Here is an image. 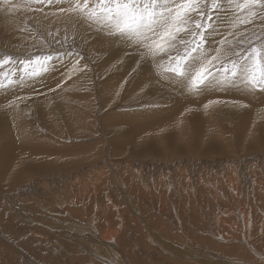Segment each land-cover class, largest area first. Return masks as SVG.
<instances>
[{
  "label": "rangeland",
  "instance_id": "374dc122",
  "mask_svg": "<svg viewBox=\"0 0 264 264\" xmlns=\"http://www.w3.org/2000/svg\"><path fill=\"white\" fill-rule=\"evenodd\" d=\"M94 2L95 0H88L89 6L91 7ZM68 4L69 0H52L51 4L37 3L35 0L8 1L10 8L6 16L11 18L17 16L15 19L12 18L17 26H12V29L8 30V37L0 40V58L4 55H12L15 58L28 54L33 56L51 54L54 59L48 63L46 70L49 69L50 64L60 77L52 82L53 78L50 75L46 76V81L52 84V87L41 86L47 88L48 92L45 91V94H41V90L37 89L35 94H31L33 96L28 94L29 96L19 97L23 101L17 97L13 101L9 100V103L8 100L3 101L4 99L0 101V118L3 117L6 121L3 124H11L12 133H15V125L23 122L47 139L57 132L52 139L64 147L60 152L58 148L49 151L42 147L36 149L35 144L29 142L30 140L27 144L18 142L22 144L18 145L16 144L18 137H11V143L16 144V148L12 150V153L16 154V161L12 160V162L20 165L23 173L21 178L16 174L6 176L7 171L4 170L6 167L0 164V168L3 169V171L0 169V264H264V98H262L264 93L246 89L242 85L217 86V92L209 98L210 100L198 102L197 105L187 104V110L200 108L199 117L210 122L206 123L207 131H204L205 126L200 127L197 122L195 133L187 128L190 141L188 149L181 140L175 144V139L163 135L159 138L162 130L159 124L152 126L153 130L160 132L155 139L150 138L149 141V137L146 139L142 137L146 130L152 129V127L146 128L147 126L141 128L135 126L136 129H141L140 134H135L138 135L137 139H134L132 134L129 135L128 130L109 135L110 127L115 125L117 120L121 121H117L118 123L127 125L129 120L126 116L130 114L145 115L149 109L153 111L156 109L172 116L170 120L166 119L164 122L174 121L177 124L178 113H173L172 105L167 99L163 100L164 105L157 106L156 102L137 100L135 93L127 96L119 95L121 101L130 99L134 100L135 104L121 102L122 105L117 103L112 108L110 106L102 110L111 99L104 98L105 102L104 99L103 103L101 102L100 98L105 89L102 93L99 90L103 82L110 81L113 76L123 75L124 70L121 66H117L120 61L115 64L116 67L112 66V61L108 64L107 55L96 47L99 48V45L102 47L106 42L116 46L115 39H120L115 38L118 34H113V37L108 33L105 34L101 27L87 22L77 11L75 13L59 10L67 9ZM256 11L258 16L253 18L251 23L245 25L241 23L235 27L232 26L231 12L228 13L225 22L221 25L223 29L220 28L221 37L217 35L210 45H205L211 55L217 54L213 49L220 48V62L213 61L214 68L210 66V70L222 69L230 60L236 58L235 53L243 54L242 50L247 47L248 41H255L257 36L264 37V11H259L258 8ZM192 15L195 16L194 13ZM4 18L0 13V22ZM93 26L97 30L92 28ZM88 34H92V37ZM180 38L188 39V33H180L177 39ZM118 44L117 42V46H121L119 48L123 49L127 58L135 59L132 48L138 46L132 43H125L124 46ZM93 47L96 48L95 51ZM123 47L129 49L126 51ZM177 47L182 46L177 43ZM112 49L116 50V48ZM172 54L175 55V52ZM157 56L156 61L158 59V61H167L166 55ZM75 58L83 59L85 65L75 67ZM56 59L57 62L51 64ZM141 60L135 69L136 78L152 69V64L148 60ZM125 61L129 63L128 59ZM69 65H71L70 74H74L75 69L77 72V75L71 78L62 72V68ZM101 65L103 67H100ZM154 65L156 71L166 72L162 65L158 66L157 63ZM9 68L10 65H5L0 68V72L7 73ZM46 70L39 76L17 85L18 87L0 90L2 92L0 98H7L6 94L17 88L22 89L27 83L38 82ZM119 81L121 82L118 91L123 92L124 89L130 91L131 82L128 83L123 77H120ZM41 82L40 80V85ZM65 84L70 85V90L63 92L67 101L74 97L75 106L79 108L85 106L87 111L85 116L81 115L82 122L74 120V123H71L74 125L70 124V126L68 122H62L60 126L54 128L49 125V121L54 119L50 108L60 109V104L55 100L59 92L55 94ZM162 84L166 91L176 92L170 84L164 82ZM51 88L55 92H51ZM226 91L229 93L227 94ZM128 95L131 97L129 98ZM214 98L216 100L220 98L217 101L221 103L210 104L209 101H215ZM33 101L35 106L31 103ZM41 101L45 103L41 104ZM234 101L237 103L234 104ZM15 102L20 103L15 107ZM22 102L27 103L23 105ZM214 104L218 105L216 108L213 107L214 110L211 111L213 116H209L213 119L210 120L207 113ZM225 106L232 110L236 109L238 118L248 119L250 132L247 129L235 128L234 123L237 119L234 114L227 116L224 113L227 111ZM133 107L135 110L129 112ZM254 108L257 118L254 117V113L248 116L243 114ZM15 109H18L20 114L17 113L18 115L12 118ZM120 111L123 116L117 115L116 121L106 119L107 116L118 114ZM73 115L59 116L67 118ZM20 116L22 120L19 119ZM123 118H126L127 122ZM255 118L261 120L259 124H256L258 121ZM85 121L87 126L83 124ZM41 122L49 126L45 127ZM77 124L78 127L80 126L79 129L76 127ZM215 128L218 131L223 130L222 137L225 136L226 139L219 141V148L215 146V154L199 156V147L203 150L205 148L203 145L208 143L205 139L215 138L213 134ZM72 131L74 134L71 135ZM85 132H88L87 138L84 136ZM81 133L84 135L80 136ZM57 134H61L63 138L60 139ZM202 134L205 136L201 137ZM0 137L4 135L0 134ZM161 139L165 140L159 141ZM249 139L255 143L254 148L247 149V146H243ZM0 145L7 147V138L2 139ZM176 145L188 150L187 153L190 155L177 152ZM145 147L150 153L145 152L146 149L137 151ZM39 152L43 158L41 155L39 157ZM158 153L163 156H159ZM28 165L30 169L26 171ZM6 180L7 185L4 184Z\"/></svg>",
  "mask_w": 264,
  "mask_h": 264
},
{
  "label": "snow or ice",
  "instance_id": "6c2138e0",
  "mask_svg": "<svg viewBox=\"0 0 264 264\" xmlns=\"http://www.w3.org/2000/svg\"><path fill=\"white\" fill-rule=\"evenodd\" d=\"M35 2L51 4L52 0ZM257 8L264 11V0H95L91 7L88 0H69L67 9L59 10L77 11L87 22L95 23L109 35L118 34L122 42L143 47L145 58L151 56L152 62L173 74L178 84H187L199 92L237 85L264 91V37L248 41L243 54L235 53V59L214 71L210 66L214 68L213 61L220 62V49H215L217 54L211 55L205 47L221 34V25L229 12L235 27L251 23L258 16ZM180 33H188V39L178 40ZM177 43L182 47H177ZM160 54L167 56L166 62L155 60ZM53 59L51 54L15 58L4 55L0 58V68L5 65L10 68L7 73L0 72V90L39 76Z\"/></svg>",
  "mask_w": 264,
  "mask_h": 264
},
{
  "label": "bare ground",
  "instance_id": "6f19581e",
  "mask_svg": "<svg viewBox=\"0 0 264 264\" xmlns=\"http://www.w3.org/2000/svg\"><path fill=\"white\" fill-rule=\"evenodd\" d=\"M9 1V0H8ZM8 1L7 0H0V7H1V10H0V13L2 14V16L3 17H5L4 19H2V21L0 22V40H4V39H6L7 37H8V33H9V31H10V29H12V26H17L16 25V22H13L12 21V18H14L15 19V17H17V16H13L12 18L11 17H9V16H6V12H8L9 11V6H8ZM55 2V1H54ZM64 2V1H63ZM18 3V2H17ZM60 3H62V2H60ZM65 4H66V2H65ZM60 5V4H59ZM43 6V5H42ZM41 6V7H42ZM66 6V5H65ZM18 7V6H17ZM38 7H40V6H38ZM55 8V7H54ZM56 10V9H55ZM58 11V10H57ZM68 12V11H67ZM73 12V11H72ZM75 12V11H74ZM76 13V12H75ZM68 14V13H67ZM11 16V15H10ZM43 17H44V14H43ZM57 17V16H56ZM65 17V16H64ZM63 17V18H64ZM68 17V16H67ZM73 18H74V13H73V16H72ZM78 17V16H77ZM229 17H231V16H229ZM55 18V17H54ZM75 18H76V16H75ZM13 19V20H14ZM49 19V18H48ZM66 19V18H65ZM69 19H71V18H69ZM77 20V19H76ZM79 20V19H78ZM42 21V20H41ZM51 21H53V20H51ZM67 21V20H66ZM83 21V20H82ZM63 22H65V21H63ZM71 22V21H70ZM49 23V22H48ZM76 23V22H75ZM1 24H3V25H1ZM82 25V24H81ZM245 25V24H244ZM80 26V25H79ZM84 26V25H83ZM241 26V25H240ZM68 27V26H67ZM77 27V26H76ZM86 27V26H85ZM84 27V28H85ZM242 27V26H241ZM69 28V27H68ZM72 28V27H71ZM83 28V29H84ZM89 28V27H88ZM92 28H94V26L92 27ZM222 28V27H221ZM244 28V27H243ZM247 28V27H246ZM258 28V27H257ZM55 29V28H54ZM79 29H81L82 30V28H79ZM79 29H76V30H79ZM86 29V28H85ZM95 30H97L96 29V27L94 28ZM223 29V28H222ZM226 29H227V27H226ZM229 29V28H228ZM239 29H241V28H239ZM9 30V31H8ZM64 30V29H63ZM70 30V29H69ZM80 30V31H81ZM88 30V29H87ZM103 30V29H102ZM90 31V30H89ZM88 31V32H89ZM232 31V30H231ZM79 32V31H78ZM87 31H86V33H88ZM97 32V31H96ZM103 32L106 34L107 33V31L106 30H103ZM91 33V31L89 32V34ZM101 33V32H100ZM99 33V34H100ZM103 33V34H104ZM224 33V32H223ZM237 33V32H236ZM263 33V32H262ZM88 34V35H89ZM99 34H98V36H99ZM233 34H234V32H233ZM92 35V34H91ZM91 35H89V36H91ZM94 35V34H93ZM97 35V34H96ZM101 35V34H100ZM109 35V34H108ZM236 35V34H235ZM81 36V35H80ZM102 36V35H101ZM106 36V35H105ZM115 36V35H114ZM220 36V35H219ZM243 36V35H242ZM245 36V35H244ZM243 36V37H244ZM92 37V36H91ZM103 37V36H102ZM101 37V38H102ZM112 37H113V35H112ZM221 37V36H220ZM94 39H95V37H93ZM106 38H107V36H106ZM115 38H117V37H115ZM114 38V39H115ZM12 39V38H11ZM91 39V38H90ZM105 39V38H104ZM103 39V40H104ZM220 39V38H219ZM230 39V38H229ZM234 39V38H233ZM8 40H10L9 38H8ZM7 40V41H8ZM105 40H107V39H105ZM108 40H109V38H108ZM107 40V41H108ZM112 40V39H111ZM228 40V39H227ZM11 42H12V40H10ZM115 44H116V46H117V42L119 43V44H121V45H125V43L124 42H122L121 40H117V39H115ZM237 41V40H236ZM97 43H99L100 44V42H98V41H96ZM106 42V41H105ZM112 42V41H111ZM4 43H5V41H4ZM10 43V42H9ZM225 43V42H224ZM98 44V45H99ZM107 44H110V43H108V42H106V43H104V44H102V47H100V45H99V48H98V46L96 47L97 49H102L103 51L102 52H104L107 56L106 57H108L107 59H108V64H110L109 62L110 61H112V66L114 65L115 66V64L118 62V61H120V62H118V64H117V66H121V68L124 70V73H123V75H121V76H118V75H116V76H113V77H111L110 78V81L108 80H106L105 82H103V81H101V83L103 82V84H102V87H101V89L99 90L100 91V93H102V91L105 89V91L102 93V96H101V98L100 99H102V103H103V99L104 98H111L110 99V102L108 103V104H106L107 103V101H106V105H104L103 107H102V110H106V108H108V107H110L111 106V108H112V106L113 105H116L117 103H119V105H122L123 103H125V102H128V103H130V102H133V103H131V104H135V102H134V100H127L126 99V101H121L120 100V96L119 95H126L127 96V94H133V93H135V95L137 96V100H141V102L142 101H144L145 102V100H149V102H156V104H157V106H159V105H164V103H163V100L164 99H167V100H169L170 101V105H172V109H173V113H178V115H177V124H175V122L173 121V123L172 122H170V121H168L167 123L166 122H164V120H166V119H168V120H170L169 118L170 117H172L169 113H163V112H159L158 110H156V109H154V111L153 110H151V109H149L148 110V112H147V114H145V115H135V113L134 114H130V115H127L126 116V118H127V120H129V122H128V124L126 125V123H124V124H122V123H118V122H121L120 120H115L116 119V116L117 115H120V114H122V116H123V113H121V111H120V113H118V114H114V115H109V116H107L106 117V119L108 118V119H113V121L112 122H114V120L116 121V124L115 125H113V126H111V124H110V133H109V135H113V134H117V133H120V132H127V130H128V132H129V135L130 134H132L133 136H134V139H137V136L135 135V134H137V133H139L140 134V132H141V129H136V128H141V127H144V126H147L146 128H148V127H152V126H155V125H157V124H159V127L162 129L161 130V133L159 134V138L163 135V136H166L167 138H172V139H175L174 140V142H175V144L177 143V142H180V140H181V142H182V144L185 146V148L186 149H188L189 148V146H190V141L188 140V136H187V134H188V130H187V128H189L193 133H195V125H196V122H197V125H199L200 127L201 126H205V130L204 131H207V129H206V123H210L209 121H207L206 119H204V118H202V117H199V115H201L200 114V112H199V110H200V108H198V107H195V108H191V109H186V106H187V104H195V105H197V103L198 102H201V101H207V100H210L209 98H211L212 97V95L213 94H215L217 91V89L218 88H209V91H199V92H197V91H194V90H192L190 87H188L187 86V84H184V85H179L177 82H176V80H175V78H174V76H172L171 74H168V73H166V72H161V71H156V69H155V66L156 65H154L155 63H153L152 62V60H153V58L151 57V56H148L147 58H145V56H144V53L146 52V49H144L143 47H135V48H132V49H134V52H133V54H134V56H135V59H131V58H127V56H125L124 55V51H122V50H120V48L119 47H121L119 44V46H115L114 44L112 45V44H110L109 46H110V48H109V46H106V47H104L105 45H107ZM126 44H128V43H126ZM14 45V44H13ZM97 45V44H96ZM22 46V45H21ZM29 46V45H28ZM86 46V45H85ZM89 46V45H88ZM93 45H91V47H92ZM130 46V44L128 45V47ZM223 46V45H222ZM227 46H229V45H227ZM13 47V46H12ZM104 47V48H103ZM208 47V46H207ZM215 47V46H214ZM213 47V48H214ZM28 48V47H27ZM94 48V47H93ZM96 48H94V51H95V49ZM111 48H116V50L114 49H112L111 50ZM123 48H125V47H123ZM130 48V47H129ZM128 48V49H129ZM209 48H210V46H209ZM238 48V47H237ZM23 49V48H22ZM26 49V48H25ZM87 49H88V47H87ZM126 49V51L128 50L127 49V47L125 48ZM124 49V50H125ZM131 49V50H132ZM220 49V48H219ZM229 49V48H228ZM130 50V51H131ZM214 51H215V49H213ZM98 51V50H97ZM92 52H93V50H92ZM210 52V51H209ZM211 53V52H210ZM213 53H215V52H213ZM228 53H230V52H228ZM235 53V52H234ZM105 54H103V55H105ZM212 54V53H211ZM125 57H124V56ZM231 55V54H230ZM100 56V55H99ZM158 57V56H157ZM84 58V57H83ZM76 59V61H75V67H76V65H85V62H83L82 60L83 59H78V58H75ZM96 59V58H95ZM126 59H128V62L129 63H127V61H125ZM141 59H145V60H148L151 64H152V69L149 71V72H144V73H142V75H140V76H138V78H136V77H134L137 73H136V71H135V69L137 68V65L138 64H140L139 63V61H142ZM100 60H101V58H100ZM159 60V59H158ZM157 60V61H158ZM85 61V60H84ZM103 61V60H102ZM57 62V59H56V61H54V62H52L51 64H55ZM67 62V61H66ZM100 64V63H99ZM103 64H106V63H103ZM215 64V63H214ZM98 66V65H97ZM96 66V67H97ZM56 67V66H55ZM69 67H70V69H71V65H69V66H65V67H63L62 68V72H63V74L65 75V76H68L69 78H71V77H73V76H75V75H77V72H76V69H75V72H74V74H70L69 73ZM100 67H103L102 65L100 66ZM116 67V66H115ZM98 68H99V66H98ZM107 68V67H106ZM100 69V68H99ZM99 69L97 70V71H99ZM111 69V68H110ZM163 69V68H162ZM161 69V70H162ZM58 70V69H57ZM120 70V69H119ZM105 71V70H104ZM119 72V71H118ZM117 72V73H118ZM101 73V72H100ZM119 73H121V72H119ZM47 75H50L53 79H52V82L53 81H55V79L57 78V77H60V75H59V73H57L56 71H55V69H53V67L49 64V69L48 70H46V73L42 76V78L41 79H39V81L41 80L42 82H41V85L39 84V81L37 82H35V83H32V84H25V86L22 88V89H18L17 88V90L16 89H14L13 91H11V92H9V91H7V92H9V94H6L8 97L7 98H0V101H2L3 99V101H5L6 102V100H8V103L10 102V101H13V99L14 98H16V97H21V96H23V95H28V94H35L36 93V90L37 89H40L39 91H40V93L41 94H45L46 92H48V91H46V89L47 88H43V87H41V86H44V87H46V86H48V88L49 87H52V84H48V82L46 81V76ZM61 77H63V76H61ZM120 77H123V78H125V80L129 83V82H131V84H132V87H130V91H125V89H124V91L123 92H121V91H118V85H120V82L121 81H119L120 80ZM31 80V79H30ZM105 80V79H104ZM122 80V79H121ZM58 82H60V80L58 81ZM162 82H164V83H168V84H170L172 87H174V89H175V93H173V92H169V91H166L164 88H163V84H162ZM122 84V83H121ZM22 86V85H21ZM18 87V86H17ZM20 87V86H19ZM121 87V86H120ZM125 87V86H124ZM9 88V87H8ZM70 85H68L67 86V84H65L64 85V87H61V88H59L58 89V91L56 92V94L55 95H57V93H58V96H56L57 98L55 99L57 102H58V104H60V109H56V110H54L53 108H50L52 111H53V113H51V115L53 116V118L54 119H51L52 121H49L50 122V124L49 125H52V126H54V128L55 127H58V126H60V124L62 123V122H65V123H69L68 125L70 126V124L74 121V120H80L81 122L83 121V118L81 117V115H86V112L85 111H87V108H85V106H80V108L79 107H77V106H75V104H74V97H72L71 99H69V101H67V99H66V96L63 94V92H67V91H69L70 89ZM98 88V87H97ZM126 88V87H125ZM11 89H13V88H11ZM11 89H9V90H11ZM52 89V88H51ZM6 90V89H5ZM8 90V89H7ZM19 90V91H18ZM234 90V89H233ZM46 91V92H45ZM51 92L53 91V92H55L53 89L52 90H50ZM220 91V90H219ZM5 92V91H4ZM98 92V91H97ZM222 92H223V90H222ZM227 92V91H226ZM2 92H0V94H1ZM220 93V92H219ZM229 92H227V94H228ZM235 93H237V94H239L238 92H235ZM261 93V92H260ZM264 92L262 91V94H263ZM218 94V93H217ZM134 95V96H135ZM224 95V94H223ZM223 95H220V96H223ZM261 95V94H260ZM29 96V95H28ZM31 96H33V95H31ZM30 96V97H31ZM39 96V95H38ZM225 96V95H224ZM2 97V96H1ZM3 97H5V96H3ZM55 97V96H54ZM128 97H129V95H128ZM131 97V96H130ZM129 97V98H130ZM258 98H259V96H257ZM32 98H34V97H32ZM36 98H37V96H36ZM50 98V97H49ZM121 98H122V96H121ZM126 98V97H125ZM134 98V97H133ZM133 98H131V99H133ZM221 98V97H220ZM220 98H218L217 100H219ZM262 98H264V97H262ZM23 99V98H22ZM24 99H26V98H24ZM31 99V98H30ZM52 99V98H51ZM213 99V98H212ZM215 99V98H214ZM253 99V98H252ZM251 99V100H252ZM259 99H261V98H259ZM10 100V101H9ZM21 100V99H20ZM27 100H29V99H27ZM26 100V101H27ZM50 100V99H49ZM136 100V101H137ZM216 99H215V101H217ZM262 100V99H261ZM21 101H23V100H21ZM20 101V102H21ZM30 101V100H29ZM37 101H39V100H37ZM138 101V102H139ZM254 101V100H253ZM20 102H18V103H20ZM56 102V103H57ZM104 102H105V99H104ZM121 102H122V104H121ZM151 102V103H152ZM227 102V101H226ZM263 102V101H262ZM2 103V102H1ZM18 103L17 102H15L14 103V106L16 107L17 105H18ZM25 103V102H24ZM24 103L22 102V104L24 105ZM27 103V102H26ZM25 103V104H26ZM32 103V105L33 106H35V102L33 101V102H31ZM41 104H44L45 103V101H41L40 102ZM83 104H84V102H82ZM219 103H221V102H219ZM218 103V104H219ZM260 103H261V101H260ZM264 103V102H263ZM22 104H21V106H22ZM30 104V103H29ZM126 104V103H125ZM154 104V103H153ZM217 104V105H218ZM254 104V103H253ZM262 104V103H261ZM260 104V105H261ZM37 105H38V103H37ZM128 105H130V104H128ZM217 105L215 106V104L214 105H211V107L209 108V112L207 113V114H209L208 115V119H210V118H212V117H209V116H213V114L211 113V111H213L214 109H213V107L215 106V108L217 107ZM222 105V104H221ZM252 105V104H251ZM255 105V104H254ZM254 105H252V106H254ZM257 105V104H256ZM255 105V106H256ZM3 106V105H2ZM20 106V107H21ZM100 106V105H99ZM131 106V105H130ZM142 106V105H141ZM154 106V105H153ZM202 106V105H201ZM227 106H228V104H227ZM227 106H225L226 108H227V111L226 112H224V113H226L227 114V116H229V114H234V117L237 119V121H235V123H234V125L236 126L235 128H237V129H239V128H243L244 130H246L247 129V131H249L250 132V129L248 128V119H241V118H238V115H237V112H235L236 111V109H229ZM231 106V105H230ZM254 106V107H255ZM264 106V105H263ZM262 106V107H263ZM19 107V106H18ZM25 107V106H24ZM31 107V106H30ZM37 107V106H36ZM43 107V106H42ZM77 107V108H76ZM117 107V106H116ZM151 107V106H150ZM232 107V106H231ZM258 107V106H257ZM261 107V106H260ZM32 108V107H31ZM101 108V107H100ZM128 108V107H127ZM148 108H149V106H148ZM256 108V107H255ZM255 108L254 109H251L250 111H248V112H245V113H243V114H245V116H248L249 114H251V113H254L255 114V112H256V110H255ZM259 108V107H258ZM8 109V108H7ZM12 109V108H11ZM22 109V108H21ZM35 109H37V108H34V110ZM64 109V110H63ZM81 109V110H80ZM110 109V108H109ZM115 109V108H114ZM217 109H219V108H217ZM217 109H215V110H217ZM257 109V108H256ZM24 110V109H23ZM29 110H30V108H29ZM33 110V109H32ZM34 110H33V112H34ZM38 110V109H37ZM41 110V109H40ZM125 110V109H124ZM135 110V107H133L132 109H130L129 110V112H132V111H134ZM222 110V109H221ZM239 110V109H238ZM253 110H255V112L253 111ZM12 111V110H11ZM26 111V110H25ZM39 111V110H38ZM223 111V110H222ZM262 111V110H261ZM7 112V111H6ZM27 112V111H26ZM32 112V111H31ZM41 112H43V111H41ZM81 112V113H80ZM108 112V111H107ZM140 112H142L141 110H140ZM218 112V111H217ZM216 111H215V113H217ZM10 113V112H9ZM17 113H19L18 112V109H15L14 110V115H13V117L12 118H14V117H16V115H18ZM35 113V112H34ZM37 113V112H36ZM190 115H189V114ZM258 113V112H257ZM263 113V112H262ZM20 114V113H19ZM43 114V113H42ZM70 114H74L73 116H71V117H67V118H62L63 116H59V115H64L65 117H66V115H70ZM127 114H128V112H127ZM222 114V113H221ZM225 114V115H226ZM31 115H33V114H31ZM34 115H36V114H34ZM158 115H159V117H158ZM39 116V115H38ZM52 116H50V117H52ZM114 116V117H113ZM221 116V115H220ZM226 116V117H227ZM244 116V115H243ZM244 116V117H245ZM257 115L255 114L254 115V117H256ZM10 117V116H9ZM22 116H20L19 117V119L20 120H22V118H21ZM45 117V116H44ZM48 117V116H47ZM230 117H231V115H230ZM229 117V118H230ZM253 117V116H252ZM251 117V118H252ZM26 118V117H25ZM32 118V117H31ZM41 118V117H40ZM126 118H123L124 120L126 119ZM215 118H216V116H215ZM222 118V117H221ZM225 118V117H224ZM257 118V117H256ZM255 118V120H257L256 122L254 121V120H252V121H254L256 124H259V121H261V120H258V119H256ZM66 121H65V120ZM213 119V118H212ZM228 119V118H227ZM241 119V120H240ZM254 119V118H253ZM43 120V119H42ZM211 120V119H210ZM217 120V119H216ZM226 120V119H225ZM10 121H12L11 119H10ZM18 121V120H17ZM39 121H41L40 119H39ZM108 121H110V120H108ZM215 121V120H214ZM233 121H234V119H233ZM251 121V122H252ZM263 121V120H262ZM6 121L5 120H3V117H1L0 118V134L3 136L4 135V137H0V141L2 140V139H4V138H7V147H5L4 145H0V164H4V166L6 167L4 170H6L7 171V175L6 176H9V175H11V174H16V176L18 177V178H21V175H22V173H23V171H22V168H21V166L20 165H15L14 163V161L12 162V160H15V155L16 154H13L12 153V150H13V148L16 146V144H18V142H23V143H26L27 144V142L29 141V142H32L33 144H35V148L36 149H39V148H44L45 150H47V151H49L50 149H54V150H57V148H58V151L60 152L61 151V149L64 147L63 145L61 146V145H59V144H57V141H55L54 139H52L53 137H55L56 135V133L57 132H55L54 130V132H55V134H53L51 131H52V129H51V134H53V137H51L50 139H47V138H45V137H43V136H41L40 134H38V133H36L35 131H33V130H31L30 128H29V126H28V124H25L24 122L23 123H21V124H16L15 125V133H12V131H11V127H10V125L9 124H3V123H5ZM14 122V121H13ZM12 122V123H13ZM123 122V121H122ZM125 122H127L126 120H125ZM230 122V121H229ZM15 123V122H14ZM27 123V122H26ZM42 124H43V122H41ZM48 123V122H47ZM64 123V124H65ZM74 123V122H73ZM213 123H215V122H213ZM218 123V122H217ZM231 123H232V121H231ZM1 124H3V125H1ZM40 124V123H39ZM63 124V125H64ZM76 124V123H75ZM83 124H85L86 125V121H85V123H83ZM253 124V123H252ZM261 124V123H260ZM8 125H9V127H8ZM41 125V124H40ZM44 125V124H43ZM48 125V124H47ZM48 125V126H49ZM71 125H74V124H71ZM78 125L79 124H77V126L76 127H78ZM81 125H82V123H81ZM84 125V126H85ZM107 125H108V123H107ZM125 125V126H124ZM218 127L220 126V125H218V124H216ZM45 127H48V126H46V125H44ZM87 126V125H86ZM135 126H136V128H135ZM198 126V127H199ZM255 126V125H254ZM263 126V125H262ZM35 127V126H34ZM51 127V126H50ZM50 127H49V129H50ZM75 127V128H76ZM80 127V126H79ZM79 127L77 128V129H79ZM197 127V128H198ZM216 127V126H215ZM44 128V127H43ZM52 128V127H51ZM71 128V127H70ZM125 128H128V129H125ZM208 128V127H207ZM258 128H259V126H258ZM62 129V128H61ZM60 129V130H61ZM213 129V128H212ZM212 129L210 130V131H212ZM217 128H215V133H213V134H215V138L214 137H209V138H207V139H205V140H207L208 141V143H206V145H203L205 148L203 149V150H201L200 149V147H199V156L201 155V156H203V154L204 155H207V154H210V153H213V154H215V149L216 148H219L218 146H219V141H221V140H223V139H226V137L224 136V137H222L224 134H223V130H220V131H218V130H216ZM263 128L261 127V130H262ZM47 130H48V128H47ZM67 130V129H66ZM65 130V131H66ZM69 131H70V129H68ZM83 130H84V128H83ZM138 130V131H137ZM189 130V131H190ZM225 130V129H224ZM264 130V129H263ZM75 131V130H74ZM74 131H72V132H70V134L72 133V134H74L73 132ZM86 131H87V129H86ZM137 131V132H136ZM200 131V130H199ZM160 132V130L158 131V130H153V127H152V129L149 131H145V133L144 134H142V137H145V139L147 138V137H149L148 138V141H149V139L150 138H152V139H155L156 138V136H157V134ZM198 132V131H197ZM201 132H202V130H201ZM78 133V132H77ZM86 133V132H85ZM88 133V132H87ZM82 134V135H80V136H85V138H87V136H88V134ZM203 133V132H202ZM209 133V132H208ZM71 134V135H72ZM79 134H80V132H79ZM200 134V133H199ZM212 134V133H211ZM232 134V133H231ZM59 137H60V139H62L63 137L62 136H60L59 134H57ZM210 135V134H209ZM239 135V134H238ZM241 135V134H240ZM12 136H15L16 138L18 137V141H17V143L16 144H12L11 143V137ZM75 136V135H74ZM78 136V135H77ZM79 136V137H80ZM132 136V137H133ZM200 136V135H199ZM205 135L204 134H202V136L201 137H204ZM247 136V135H246ZM258 136H260V135H258ZM71 137V136H70ZM207 137V136H206ZM222 137V138H221ZM241 137H243V136H241ZM244 137H245V135H244ZM250 137H251V134H250ZM89 138V137H88ZM121 138V137H120ZM119 138V139H120ZM69 139V138H68ZM79 139V138H78ZM122 139V138H121ZM254 139V138H253ZM67 140V139H66ZM140 140V139H139ZM162 140H165V139H161V140H159V141H162ZM243 140V139H242ZM256 141H257V139H255ZM124 141H125V139H124ZM141 141V140H140ZM248 141V140H247ZM117 142H119V140H117ZM145 142V141H144ZM31 143V144H32ZM147 143V142H146ZM30 144V143H29ZM28 144V145H29ZM123 144V143H122ZM148 144V143H147ZM201 144H204V143H201ZM18 145H22V144H18ZM27 145V146H28ZM149 145V144H148ZM174 145V144H173ZM255 145V143H253V141H252V139L250 140L249 139V141L247 142V143H245V144H243V146L244 147H246L247 149L248 148H251V147H253ZM24 146V145H23ZM48 146H50V147H52V148H50V147H48ZM215 146H216V148H215ZM2 147H4V148H2ZM16 148V147H15ZM73 148V147H72ZM185 148H181L179 145H176L175 146V149L177 150V152H179V153H186L187 155L189 154V153H187V151L188 150H186ZM254 148V147H253ZM256 148H257V146H256ZM70 149V148H69ZM144 149H146V151L145 152H147V153H150V151H148L147 149V147H145V148H139V149H137V151L139 152V151H141V150H143L144 151ZM64 150V149H63ZM57 151V152H58ZM220 151V150H219ZM20 152V151H19ZM31 152V151H30ZM135 152V151H134ZM144 152V153H145ZM222 152V151H221ZM23 153V152H22ZM26 153V152H25ZM24 153V154H25ZM33 153V152H32ZM38 153V152H37ZM141 153V152H140ZM219 153V152H218ZM19 154V153H18ZM24 154H22V155H24ZM44 154V153H43ZM137 154V153H136ZM142 154V153H141ZM157 154V153H156ZM158 154H160V153H158ZM227 154V153H226ZM26 155V157H27V154H25ZM40 155H41V153L39 152V157H40ZM190 155V154H189ZM224 155V154H223ZM228 155V154H227ZM226 155V156H227ZM19 156V155H18ZM20 156H21V154H20ZM30 156V155H29ZM42 156V155H41ZM140 156H143V155H140ZM146 156V155H145ZM159 156H163V154H160ZM230 156V155H229ZM12 157V158H11ZM24 157V156H23ZM45 157V156H44ZM48 157V156H47ZM52 157V156H51ZM139 157V156H138ZM148 157V156H147ZM42 158H43V156H42ZM199 159V158H198ZM20 160V159H19ZM58 160V159H57ZM147 160V159H146ZM16 161V160H15ZM60 161V160H59ZM65 161H67V160H65ZM61 162H62V160H61ZM196 162V161H195ZM65 164V163H64ZM66 165V164H65ZM1 167V166H0ZM32 167V166H31ZM0 169H2V168H0ZM30 169V166L28 165L27 167H26V171H28ZM32 169V168H31ZM43 170H49V169H44L43 168ZM2 171H3V169H2ZM32 171H33V169H32ZM30 172V171H29ZM33 172H35V171H33ZM37 172V171H36ZM6 173V172H5ZM24 173H25V171H24ZM25 175H27L26 173H25ZM4 176V175H3ZM5 177V176H4ZM2 180V179H1ZM3 181V180H2ZM247 181V180H246ZM7 183H8V181L6 180L5 181V183L4 184H6L7 185ZM250 183V182H249ZM253 185V184H252ZM98 187V186H97ZM196 193V192H195ZM194 204V203H193ZM153 224V223H152ZM78 225V224H77ZM103 233V232H102ZM157 234V233H156ZM95 239V238H94ZM150 241V240H149ZM157 241V240H156ZM1 244H2V242H1ZM5 246V245H4ZM7 246V245H6ZM238 246V245H237ZM113 247V246H112ZM147 247V246H146ZM212 247V246H211ZM239 247V246H238ZM109 248V247H108ZM240 248V247H239ZM253 248V247H252ZM93 249V248H92ZM224 249V248H223ZM127 250V249H126ZM165 250V249H164ZM9 251V250H8ZM13 251V250H12ZM218 251V250H217ZM225 251V250H224ZM256 251V250H255ZM114 252V251H113ZM195 252V251H194ZM231 252V251H230ZM258 252V251H257ZM14 253H15V251H14ZM119 254H121V253H119ZM196 254V253H195ZM219 254V253H218ZM7 255V254H6ZM128 255V254H127ZM101 256V255H100ZM17 257V256H16ZM182 257V256H181ZM215 257V256H214ZM236 257V256H235ZM10 258V257H9ZM13 258V257H12ZM219 258V257H218ZM224 258V257H223ZM225 259V258H224ZM130 260V259H129ZM230 260V259H229ZM19 261V260H18ZM110 261V260H109ZM239 262V261H238ZM117 264H119V263H117ZM248 264V263H247ZM251 264V263H250Z\"/></svg>",
  "mask_w": 264,
  "mask_h": 264
}]
</instances>
